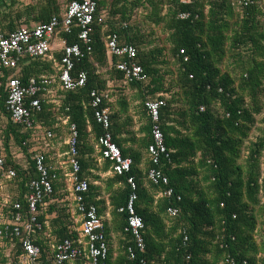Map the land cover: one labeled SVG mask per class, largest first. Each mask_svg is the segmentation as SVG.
Returning <instances> with one entry per match:
<instances>
[{
  "label": "trees",
  "instance_id": "16d2710c",
  "mask_svg": "<svg viewBox=\"0 0 264 264\" xmlns=\"http://www.w3.org/2000/svg\"><path fill=\"white\" fill-rule=\"evenodd\" d=\"M18 1L0 0V31L7 33L31 22L45 23L62 14L57 0L25 2L23 7L16 5ZM71 1L67 0V5ZM235 2L198 0L183 4L178 0H97L98 10L105 9L107 16L115 20L109 30L119 34L121 44L131 43L137 48V60L147 80L132 83L141 85L146 95L144 104L156 98L157 92L174 93L169 100L165 99L166 104L160 110L165 145L171 151L158 168L168 177V186L173 188L174 194L181 196V200H176V196L156 199L154 193L165 186L148 181L151 162L148 160L146 170L139 171L130 157V171L114 174V180L122 182L123 186L109 196L110 219L106 232L107 235L108 231L114 232L119 240L116 251L109 242V264H225L228 255L236 264H264V222L257 219L251 206L259 187L257 170L264 139L247 146L248 175L239 162L244 141L252 132L254 117L263 109L264 22L261 20L264 7L262 0H251L244 8ZM139 9L144 12L138 14ZM180 11L190 12L191 17L178 18ZM104 24L95 20L90 34L91 52L74 60L72 72L85 71L86 84L74 90H60L62 99L58 107L41 98L42 110L36 116L46 127H50L58 115L75 123L79 131V151L82 138L92 134L97 144L102 133L93 117L89 94L92 89H103L98 69L101 71L107 62L102 36ZM79 31L80 28L73 27L70 32H61L60 36L67 44L78 43ZM19 63L17 75L23 82L30 76L53 72L52 63L41 58L27 57ZM114 71L123 79L122 72ZM4 88L5 79L0 96L2 111L7 95ZM200 106H204V110H200ZM173 113L178 118L172 117ZM170 121L175 125H169ZM19 128L10 122L3 130L7 153L11 138L19 145L30 138ZM148 131L149 144L150 120ZM120 149L123 156H127ZM105 161L110 167L111 162ZM80 162V176L86 178L82 156ZM6 166L17 170L21 189L18 200L25 210L27 183L37 176L33 162L27 170H22L8 154ZM129 176L137 185L135 209L144 223L145 240V251L135 252L133 259H129L128 253L134 240L125 230L127 214L119 211L132 192L127 182ZM186 177L191 181H186ZM91 190L89 181L85 202L96 204ZM170 206L178 208L177 215L168 214ZM54 209L56 215L51 221L56 232L61 238L74 236V223L65 208L49 204L48 210Z\"/></svg>",
  "mask_w": 264,
  "mask_h": 264
},
{
  "label": "built area",
  "instance_id": "2783aa9c",
  "mask_svg": "<svg viewBox=\"0 0 264 264\" xmlns=\"http://www.w3.org/2000/svg\"><path fill=\"white\" fill-rule=\"evenodd\" d=\"M36 0H20L17 6L23 7L25 2ZM183 4H191L198 0H178ZM221 2L224 0H210ZM251 0H236L240 8L248 6ZM15 5V7H16ZM138 10V14L143 13ZM107 13L105 9L98 10L97 0H73L60 18L53 16L48 22H31L23 24L7 33L0 31V96L3 79H5V110L0 109V264H109V239L106 232L107 220L99 213L96 204L85 202V193L89 181L81 178V162L79 131L75 123L68 122V134L65 139L67 149L64 160L61 161V172L48 163L46 149L54 138V131L42 124L36 116L41 112V98L46 102L60 106L62 95L60 90H74L86 84L87 73L80 71L73 74L74 60L91 52V32L95 20L104 23ZM180 19L191 17V13L180 11ZM197 17V15H196ZM126 25V23H124ZM73 27L80 28L79 42L67 44L60 38V58L55 55L53 41L57 34L70 32ZM117 32L108 33L104 37L106 55L116 58L113 67L123 74V82H144L147 75L137 60V48L131 43L121 44ZM184 51L181 50V53ZM41 58L52 63L51 73L30 76L26 81L17 75L19 62L25 58ZM187 56L184 60H187ZM90 105L93 117L101 126L102 133L98 136L97 146L100 157L111 162L113 174L123 175L130 171L132 160L123 156L120 147L113 140L111 128V110L108 105L107 90L92 89ZM50 97H52L50 99ZM165 94L145 101V109L150 120L151 142L146 153L152 166L148 169L147 179L153 185H163L154 196L181 200L175 195L169 185L168 177L158 168L162 159L169 158V152L160 124V110L166 104ZM204 110V106H200ZM12 122L19 125L20 132L29 134L30 138L21 141L19 145L11 138L7 147L3 143L2 133ZM10 154L12 162L27 170L33 162L37 176L27 183L28 190L24 194L26 208L18 197L21 193L17 170L6 166V157ZM62 178L71 203L64 204L71 222L74 223L76 234L61 238L52 225L51 215L44 207L48 199L55 194L54 181ZM262 181L264 193V156L262 158ZM131 186L126 205L119 208L127 214L125 230L131 234L134 246L128 248L129 259L135 257V252L145 251L144 223L136 213L135 192L137 185L132 176L127 178ZM170 216L178 213V208H167ZM76 224V225H75ZM187 237H185L186 239ZM44 248L42 247V245ZM225 264H236L230 255L226 256ZM245 263V262H244Z\"/></svg>",
  "mask_w": 264,
  "mask_h": 264
},
{
  "label": "crops",
  "instance_id": "0c3cea01",
  "mask_svg": "<svg viewBox=\"0 0 264 264\" xmlns=\"http://www.w3.org/2000/svg\"><path fill=\"white\" fill-rule=\"evenodd\" d=\"M231 1L233 3L235 2V0ZM104 22L105 24L102 29L103 40L108 33L113 32L110 31L109 28L114 25L115 20L110 19L106 15ZM60 38V34H57L53 41L56 57L60 54ZM106 58L107 62L105 67H103L101 71L98 69V74L103 85L102 90H107L109 93L108 105L111 110L110 130L112 132L113 140L120 148H122L128 157L133 159L135 168L139 171H144L149 165L146 153V145H148L149 142V119L144 104V98L146 96L144 94L145 92L141 90V85L133 84L132 82L124 83L123 79H119L116 76L112 64L116 61V58L108 55H106ZM168 80H170V78H168ZM166 83L168 82L166 81ZM160 94H165V98L168 100L174 96L172 91L167 93L157 92L156 96H159ZM51 98L52 97H50V99ZM261 99L263 109L254 117L252 132L249 134V138L244 141V148L242 149V155L239 160L242 164L244 173L246 172L247 175L250 170V165L247 164L249 154L247 146L250 145L251 142H260L264 139V96H262ZM172 117L178 118L176 113H173ZM174 123L173 121H170L168 124L175 125ZM42 124L44 125L43 121ZM49 128L53 129L54 138L51 141L49 148L46 149L48 163L50 166L55 167L61 172L62 166L60 163L64 160V153L67 149L65 139L68 134V129L65 118L62 115L55 116L53 124ZM88 129L91 131V125H88ZM80 154L84 159L85 164L84 176L92 185V199L98 206L99 213L105 218V220L109 221V196L112 191L120 189L123 186V183L114 180V174L111 172L110 167H107L106 161L100 157L99 148L97 144H95L92 134H88L85 138L81 139ZM263 156L264 151L257 170L259 175V187L256 193V200L254 204L251 205L254 207L253 211L255 212L257 219L261 222H264V193L262 181ZM185 180L191 181V178L186 177ZM155 195L156 192L154 193V196ZM69 203H71L70 196L65 189L62 178H60V180L56 182L54 199L48 200V204L44 207L43 211L48 213L55 211V209L48 210L49 204L64 207V204ZM55 215L56 212L52 213L51 218ZM108 239L112 250L116 251L119 243L118 236H116L114 232L108 231Z\"/></svg>",
  "mask_w": 264,
  "mask_h": 264
},
{
  "label": "rangeland",
  "instance_id": "374dc122",
  "mask_svg": "<svg viewBox=\"0 0 264 264\" xmlns=\"http://www.w3.org/2000/svg\"><path fill=\"white\" fill-rule=\"evenodd\" d=\"M57 3H58V5L60 6V11L63 12L64 9H65L66 6H67V0H57ZM261 4H262V6L264 7V0H262ZM263 20H264V17H262V20H261V21L264 22ZM160 31H161V30H159L157 33L160 34V33H159Z\"/></svg>",
  "mask_w": 264,
  "mask_h": 264
}]
</instances>
